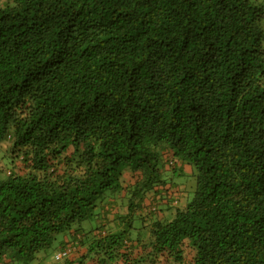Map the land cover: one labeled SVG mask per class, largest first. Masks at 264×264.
<instances>
[{
    "label": "trees",
    "instance_id": "1",
    "mask_svg": "<svg viewBox=\"0 0 264 264\" xmlns=\"http://www.w3.org/2000/svg\"><path fill=\"white\" fill-rule=\"evenodd\" d=\"M0 166V264H264V0H0Z\"/></svg>",
    "mask_w": 264,
    "mask_h": 264
},
{
    "label": "rangeland",
    "instance_id": "2",
    "mask_svg": "<svg viewBox=\"0 0 264 264\" xmlns=\"http://www.w3.org/2000/svg\"><path fill=\"white\" fill-rule=\"evenodd\" d=\"M2 165H4L5 167H7V168H10V165L8 164V162L6 161V160H3L2 161ZM1 167V166H0ZM184 185H186V183H184ZM183 186V185H182ZM109 198H110V196H109ZM62 236H59L58 237V240H57V242L51 247V249H49L47 252H43V254L44 255H46L45 256V258L48 260V261H51V262H53V261H55V258H56V252L58 251V245H59V242H60V238H61Z\"/></svg>",
    "mask_w": 264,
    "mask_h": 264
},
{
    "label": "built area",
    "instance_id": "3",
    "mask_svg": "<svg viewBox=\"0 0 264 264\" xmlns=\"http://www.w3.org/2000/svg\"><path fill=\"white\" fill-rule=\"evenodd\" d=\"M69 252H70V250H66V251H64L62 253H58L57 258L58 259L63 258L64 256H67L69 254Z\"/></svg>",
    "mask_w": 264,
    "mask_h": 264
},
{
    "label": "crops",
    "instance_id": "4",
    "mask_svg": "<svg viewBox=\"0 0 264 264\" xmlns=\"http://www.w3.org/2000/svg\"><path fill=\"white\" fill-rule=\"evenodd\" d=\"M88 264H90V263H88Z\"/></svg>",
    "mask_w": 264,
    "mask_h": 264
}]
</instances>
